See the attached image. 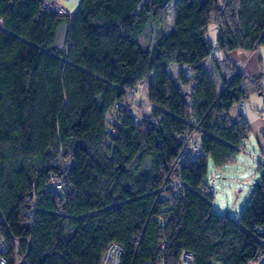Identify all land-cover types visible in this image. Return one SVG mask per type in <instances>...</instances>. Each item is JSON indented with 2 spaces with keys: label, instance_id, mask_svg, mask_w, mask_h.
Segmentation results:
<instances>
[{
  "label": "trees",
  "instance_id": "trees-1",
  "mask_svg": "<svg viewBox=\"0 0 264 264\" xmlns=\"http://www.w3.org/2000/svg\"><path fill=\"white\" fill-rule=\"evenodd\" d=\"M41 1L0 0V233L9 250L11 234L27 264H99L110 242L122 248L119 264H176L181 249L191 264L264 257V163L238 220L212 212L205 193L208 160L226 163L249 131L242 114H228L246 96L244 74L215 53L264 46V0H79L66 15ZM170 63L183 64L185 92ZM150 76L145 116L129 101ZM188 116L201 150L177 161L195 127ZM51 176L58 190L47 187Z\"/></svg>",
  "mask_w": 264,
  "mask_h": 264
},
{
  "label": "rangeland",
  "instance_id": "rangeland-1",
  "mask_svg": "<svg viewBox=\"0 0 264 264\" xmlns=\"http://www.w3.org/2000/svg\"><path fill=\"white\" fill-rule=\"evenodd\" d=\"M62 1L70 11L77 2V0ZM172 17V11L169 8L166 23L168 29L171 26ZM205 36L210 43H214L216 38L214 24L211 23L208 26ZM242 52L230 51L236 63L242 61L244 56ZM241 68L244 74L242 87L245 88L246 96L241 100L240 105L242 115L244 114L247 119L245 121L249 131L243 138L239 150L226 163L216 167L209 159L206 174L208 183L214 179V192L210 199L211 211L234 220H238L239 214L250 198L262 172L260 165L264 163V133H262L264 129V47H259ZM151 81L152 76L146 84L135 90L129 101L134 109L145 116L149 114L150 104L144 95V88ZM228 114L231 121H238L240 114L238 103L229 109ZM65 164L66 162L63 163Z\"/></svg>",
  "mask_w": 264,
  "mask_h": 264
},
{
  "label": "built area",
  "instance_id": "built-area-1",
  "mask_svg": "<svg viewBox=\"0 0 264 264\" xmlns=\"http://www.w3.org/2000/svg\"><path fill=\"white\" fill-rule=\"evenodd\" d=\"M41 6L44 10L56 14L66 15L70 13V10L63 4L62 0H42ZM183 71L185 76H190L189 66H185ZM185 101L188 104L190 103L191 101L190 92L185 94ZM238 107L241 108L240 103L238 104ZM187 121L193 123V126L195 127H193L190 130H186L183 133L182 135L183 144L177 158L175 159L177 161L181 160V156L184 153H187L189 151L198 153L201 150L199 139L195 134V128L198 126V122L196 121V119L192 118L191 116H188ZM109 130L112 131L113 129L109 127ZM213 184H214V179L211 180V183H209V185L205 189V193L207 195L213 196V192H214ZM47 187L58 190L59 188H61L60 180L57 179L56 176H51L47 182ZM24 213L27 216L31 215L32 207L25 209ZM10 239L13 245L12 251L9 250L7 242L0 233V264H27L26 252L22 250L21 247L19 246V239L13 237L11 234H10ZM24 242L27 245H29V238H24ZM121 252H122V248L118 243L116 242L108 243L104 252L102 253L99 264H119ZM191 259H192V253L187 251L186 249H181L176 264H191ZM246 264H264V257H261L257 261H249Z\"/></svg>",
  "mask_w": 264,
  "mask_h": 264
},
{
  "label": "crops",
  "instance_id": "crops-1",
  "mask_svg": "<svg viewBox=\"0 0 264 264\" xmlns=\"http://www.w3.org/2000/svg\"><path fill=\"white\" fill-rule=\"evenodd\" d=\"M78 1L79 0H77L75 6L71 9V11H73L76 8V6L78 4ZM63 4L65 5L64 2H63ZM216 35H217V28H216ZM259 47H264V46L257 45L254 48L253 51H250V50L246 51V50H243V49H235L237 51H241V52L243 51L242 54L244 56H243V59H242V61L240 63H236V61L233 60L232 54H230V52H228L227 55H225V56L221 52H216L215 55H216V57L219 60H223L225 57H227L230 62H232L235 65H237V70L242 71L241 67L244 66L246 64V62H248L250 60L251 56L255 53L256 50L259 49ZM203 67H204L205 72L207 74H209V76L211 77V79H212V81L214 83L216 92L217 93L221 92L222 89L224 88V86H223L222 82L220 81L216 71L214 70L209 58H206L203 61ZM182 68H183V64H179V63H170L169 66L167 67V70L169 72V75H170L171 79L176 84V86L179 87L181 93L185 92L187 90V86L184 85V84H181L180 80L178 79V73L181 71ZM238 110H239L240 114H242L241 108L238 107ZM242 117H243L244 120L247 121V119L245 118L244 114L242 115Z\"/></svg>",
  "mask_w": 264,
  "mask_h": 264
}]
</instances>
